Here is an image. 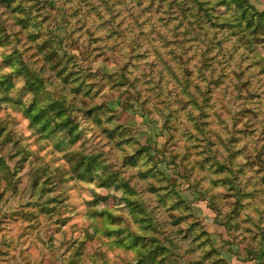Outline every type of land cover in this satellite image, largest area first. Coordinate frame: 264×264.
<instances>
[{
    "label": "trees",
    "instance_id": "1",
    "mask_svg": "<svg viewBox=\"0 0 264 264\" xmlns=\"http://www.w3.org/2000/svg\"><path fill=\"white\" fill-rule=\"evenodd\" d=\"M63 1L57 8L49 0H0V95L40 136L41 148L58 154L74 185L85 180L101 189L88 188L86 205L91 217L109 221L108 244L131 249L128 264H179V250L192 264H226L175 189L185 178L218 216L222 200L232 198L224 224L241 237L245 262L264 264V141L255 139L264 111L253 101V79L264 73V11L250 0ZM99 59L116 70L95 69ZM105 95L156 116L170 141L161 150L155 140L141 143ZM227 96L244 107L231 114ZM10 123L0 119V168L9 185L18 181L16 169H27L30 198L53 217L67 203L54 190L60 167L20 147ZM248 198L262 202L253 216ZM107 204L117 213L93 208ZM91 238L86 232L71 242L65 263L85 264L80 252ZM91 256L90 264H107L106 254Z\"/></svg>",
    "mask_w": 264,
    "mask_h": 264
},
{
    "label": "rangeland",
    "instance_id": "2",
    "mask_svg": "<svg viewBox=\"0 0 264 264\" xmlns=\"http://www.w3.org/2000/svg\"><path fill=\"white\" fill-rule=\"evenodd\" d=\"M49 1H51L52 5L55 4L57 8L61 4H66V1L63 0L60 3H55V0ZM250 1L259 10L264 11V0ZM58 24L60 25H55L53 29L59 38L62 23L59 22ZM76 52L78 53L77 50ZM92 65L103 73H111L116 70V67L110 61L103 59L94 61ZM253 82L258 89L253 101H260L264 111V73L260 75L259 81L253 79ZM124 100V97L104 96L107 107L118 115L120 122L128 127L131 134L135 135L141 143H150L155 140L156 149L161 150L168 143L169 135L166 130L162 129L157 117L152 116L151 113L133 103L126 105ZM226 105L231 114H235L239 108L242 109L244 107L241 99L234 96H227ZM22 117L0 95V119L7 118L11 121L10 126L22 138L20 147L26 145L31 149L38 150L39 154L51 164L52 168L60 167L61 172L57 175L58 186L54 190L58 194H62V198H66L67 203H59L58 214L53 217L39 212L36 203L41 200L37 197L34 199L30 198V193L28 192L30 184L27 178V169H16L18 181L9 185L10 176L6 175L0 168V194L4 195V200L0 203V264H66L64 258L70 256L75 247L69 244L73 241L76 242L77 239L84 238L86 232L91 234L92 238L87 240L88 242L86 241L85 248L80 252L83 254L85 264H90L93 251L106 254L107 264H128V258L134 255L131 249L119 244L116 245L114 242L109 245L103 229V226L108 225L109 221L103 217H91L87 211L88 188L91 187L99 191L101 189L95 183L85 180H79V185H74L67 173V165L66 167L61 166V162L57 160L58 154L54 153L49 147L41 148L43 140L29 128ZM255 139L263 142L264 131L260 135L257 134ZM103 149L107 153V162L114 165V168H119L120 161L116 156L109 153L106 146H103ZM6 162L10 165L13 163L9 159ZM13 168L15 169L16 167L13 165ZM158 168L166 177L174 180L175 175L167 168L165 163H159ZM257 176L246 175L248 180L255 178L256 183H262L257 179ZM11 187H14L15 193L9 191ZM175 189L179 190L193 210L194 217L208 231L213 245L227 262L226 264L258 263L254 261L245 262L241 237L231 232L232 230L227 229L224 224L226 212L231 207L232 198L222 200L223 211L218 216L207 206L198 192L190 187L187 179L181 178L175 184ZM108 191L114 192L113 189H108ZM245 202L249 206V211L252 212L251 216L262 205V202L257 198H248ZM93 208L97 210L109 208L113 213H117L115 207L111 204L96 205ZM121 225L125 226L126 224ZM50 240H52L53 245H51ZM231 244L233 245L231 246ZM177 252L182 255V261L179 264H192L190 258L183 254V250Z\"/></svg>",
    "mask_w": 264,
    "mask_h": 264
}]
</instances>
